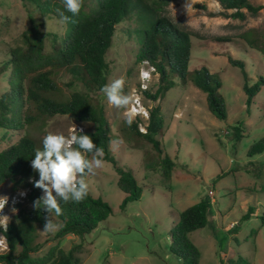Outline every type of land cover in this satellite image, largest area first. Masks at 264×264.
Masks as SVG:
<instances>
[{
    "label": "rangeland",
    "instance_id": "obj_1",
    "mask_svg": "<svg viewBox=\"0 0 264 264\" xmlns=\"http://www.w3.org/2000/svg\"><path fill=\"white\" fill-rule=\"evenodd\" d=\"M250 1L253 5L264 4V0ZM164 8L181 29L193 34L188 82L177 80L161 100L153 101L147 96L143 100L150 109L161 106L164 128L157 138L164 154L175 162L171 175L166 177L161 172L159 164L164 154L133 135L125 123L127 109L109 104L102 92L90 91L70 69L58 70V97L65 100L73 91H81L104 109L110 129V152L119 165L134 172L143 194L122 210L125 192L118 187L113 164L104 161V167L89 174L87 182L94 196L110 203L113 214L83 240L71 234L57 238L60 223L55 217L52 231H43L45 225L36 224L32 256H43L53 246L69 250L83 242L78 255L80 264H185L171 252L169 234L181 211L206 198L212 207V225L190 234L202 253L200 264H228V259L239 257L243 258L241 264H264V153H247L264 135V86L248 111L243 74L228 60L231 56L245 63L250 84L264 76V8L255 15L244 10V19L232 17V11L225 13L218 0H166ZM33 14L43 23L39 28L44 32L63 34L68 27L57 18L43 17L35 11ZM32 26L21 0H0V95L9 88L11 78L10 70L1 72V68L12 48L24 44V33ZM142 29L145 25L134 16L123 21L117 26L106 56L108 84L123 77L124 94L132 95L140 85L141 70L151 66L137 57L143 42ZM248 37L256 38V44L251 46ZM203 66L222 80L226 120L209 111L206 94L193 84L194 71ZM158 85L159 75L155 72L149 92H156ZM74 126L83 132L93 130V125L78 123L70 115H56L39 118L27 131L41 143L48 132L67 136ZM234 126L242 128L238 141L233 137ZM25 132L0 127V151ZM20 188L17 181H7L0 189V197L13 196ZM30 208L32 204L25 199L9 209V220L20 210ZM250 208L254 209L251 218L242 221Z\"/></svg>",
    "mask_w": 264,
    "mask_h": 264
},
{
    "label": "trees",
    "instance_id": "obj_2",
    "mask_svg": "<svg viewBox=\"0 0 264 264\" xmlns=\"http://www.w3.org/2000/svg\"><path fill=\"white\" fill-rule=\"evenodd\" d=\"M27 8L33 26L24 33V44L12 48L9 60L2 66L1 72L10 70V86L0 95V127L20 134L19 139L0 151V189L7 181H17L22 188L29 189L28 200L32 208L20 210L10 219L8 227L0 223V233L8 242L9 251L0 254V264H80L79 254L83 250V242L65 250L53 246L43 256H32L35 251L33 239L35 225H45L48 214L33 207V201L42 195L39 188L34 187L30 178L38 179V174L30 165L37 149H42L27 131L39 118L45 116L70 115L76 122L93 125V130L84 134L92 136L97 147L102 149L103 160L113 164L118 175V187L125 192L120 205L124 210L129 203L139 201L143 189L134 172L118 164L109 149L110 129L104 109L96 105L88 93L73 91L69 98L61 99V90L55 73L63 68L70 69L73 76L81 78L90 91L101 92L100 89L109 80V64L107 53L117 26L134 16L145 25L142 29L143 42L137 55L139 61L153 66L159 75V85L153 94L147 90L145 95L153 101L161 100L176 85L177 80L187 83L190 76V60L193 49V34L181 29L164 13L166 0H83L80 14L73 17L66 31L62 33L44 32L33 15L39 12L43 17L57 18V9L63 10L62 0H21ZM224 12L232 11L234 18L244 19L247 10L257 14L263 5H253L250 0H218ZM66 15L71 16L70 13ZM253 46L257 39L248 37ZM50 43V48L48 44ZM48 48V50H47ZM229 63L239 67L244 77L243 90L247 95V110L250 111L255 97L264 86V76L250 84L245 63L228 58ZM193 84L206 94L207 107L218 119L228 118L226 100L221 92L222 80L217 73L206 66L194 71ZM133 135L150 143L160 155L164 154L157 135L162 133L164 118L160 105L150 109V120L147 132L139 130L137 122L128 126ZM234 139L240 140L242 128L234 126ZM248 156L264 153V135L254 142ZM94 153L87 154L91 159ZM175 165L172 158L165 153L160 160V169L166 177L171 175ZM88 176L85 177L86 181ZM62 215L55 217L60 223L57 238L69 234L84 239L107 220L114 212L113 207L102 197L89 194L82 202L60 201ZM253 208L242 217V221L250 219ZM212 207L203 198L196 204L180 212L179 221L170 231L171 252L182 258L185 264H200L202 253L192 241L190 234L196 230H204L212 225ZM242 257L237 260L228 259V264H241ZM223 264V263H221Z\"/></svg>",
    "mask_w": 264,
    "mask_h": 264
},
{
    "label": "clouds",
    "instance_id": "obj_3",
    "mask_svg": "<svg viewBox=\"0 0 264 264\" xmlns=\"http://www.w3.org/2000/svg\"><path fill=\"white\" fill-rule=\"evenodd\" d=\"M83 0H62L63 10L57 9L60 19L67 23L80 14ZM70 13L71 16L66 15ZM141 80L148 78V73L141 72ZM125 80L123 77L102 86L100 91L109 104L118 109H128L138 100L132 95L124 94ZM125 123L131 126L137 115L136 109L124 113ZM94 153L92 158L87 154ZM102 149L97 147L92 136L84 134L83 129L74 126L69 135L48 132L42 139V149L35 151L30 161L31 168L38 174V179L30 178L34 187L41 189L42 195L33 201L36 210L48 214L43 231L55 228L53 217L62 215L60 201L82 202L89 194V184L85 177L95 174L97 169L104 167Z\"/></svg>",
    "mask_w": 264,
    "mask_h": 264
},
{
    "label": "built area",
    "instance_id": "obj_4",
    "mask_svg": "<svg viewBox=\"0 0 264 264\" xmlns=\"http://www.w3.org/2000/svg\"><path fill=\"white\" fill-rule=\"evenodd\" d=\"M141 72L148 73V78L141 80L140 85L133 89L132 96L138 100L129 105L127 110L136 109L137 115L135 116L134 121L137 122L138 128L141 132L146 133L149 120H150V108L144 104L145 92L149 90V83L153 78V74L156 72V69L153 66H150L149 69H142ZM29 189L20 188L13 196H2L0 197V223L6 228L8 227L9 220V209L13 208L20 203L24 202L25 199L28 200ZM9 251V245L6 237L2 234L0 237V254L7 253Z\"/></svg>",
    "mask_w": 264,
    "mask_h": 264
}]
</instances>
